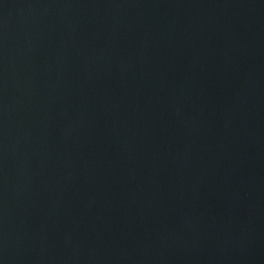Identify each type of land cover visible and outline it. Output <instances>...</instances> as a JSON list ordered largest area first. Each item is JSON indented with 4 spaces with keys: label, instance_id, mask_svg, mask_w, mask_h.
Segmentation results:
<instances>
[{
    "label": "water",
    "instance_id": "1",
    "mask_svg": "<svg viewBox=\"0 0 264 264\" xmlns=\"http://www.w3.org/2000/svg\"><path fill=\"white\" fill-rule=\"evenodd\" d=\"M0 264H264V0H0Z\"/></svg>",
    "mask_w": 264,
    "mask_h": 264
}]
</instances>
